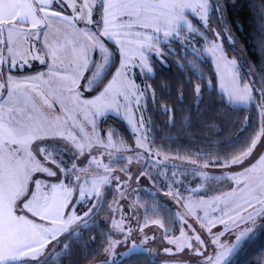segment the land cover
I'll return each mask as SVG.
<instances>
[{
  "label": "rangeland",
  "instance_id": "374dc122",
  "mask_svg": "<svg viewBox=\"0 0 264 264\" xmlns=\"http://www.w3.org/2000/svg\"><path fill=\"white\" fill-rule=\"evenodd\" d=\"M85 3L88 7H83ZM100 3L101 0H53L49 9L59 10L61 17H68L70 22L61 17H52L48 22L50 27L47 29V36L42 35L39 39L29 37L30 41L21 37L23 47L19 50L20 54L15 56L14 65L7 61L6 48L3 51L0 84L8 82L11 77L12 87L16 88L19 85L21 91L26 92L36 105L38 111L34 115L37 116V122H46L44 123L46 134L38 136L31 148L36 159L55 171L56 175L48 176L45 172L37 171L32 174V179H39L42 185L59 181L65 185L71 183L72 195L64 209V218L67 219L69 215L78 217L66 231L57 234L55 239L49 236L45 246L35 254L34 259L26 258L25 261L17 263H34L46 258L65 237L69 234L75 237L80 229L88 226L92 214L100 209L102 215L98 220L108 226L111 235L107 236L98 260L92 264H113L123 256L132 254H144L159 264H214L218 253L233 249L222 262L231 264L243 253L260 229L262 230L264 223L262 211L264 204L252 200L248 195L249 190L256 188L259 180L264 178V168L260 166V158L264 157V107L259 99L257 83L249 82L248 72H246L248 79L244 77L243 66L239 63L240 54H234L230 45L223 40L227 37L230 40L229 35L225 32L223 36L221 27L217 28L211 23L214 19L211 0H206L207 7L203 11L187 14L186 19L191 29L182 24L167 37L164 36L163 29L156 33L152 28L133 26L126 30L117 27L115 29L117 33L130 31L133 35L128 37L117 35L114 40L101 37L104 44L113 46V53H110L105 45L110 53L105 62L98 48L90 49L87 52L89 63L86 68L83 67L84 53L80 44L86 40L84 31L98 34L104 29L103 8ZM131 19L134 20V17ZM43 31L45 29L42 28L41 32ZM136 32L155 37L149 42L152 46L136 43L142 39L134 35ZM173 39L184 42L191 52L211 63L216 79V90L226 100L229 93L243 95V101L232 104L242 106L252 104L258 113L256 131L242 151L244 153L252 148L255 140V147L251 152L247 156H242V153L238 155L237 157H241L238 162H233L236 160L234 159L215 167L189 168V173L197 178L196 183L204 187L192 189L183 195L171 189L173 184L169 181L175 177L173 181L177 180L179 183L181 177V174L174 172L171 165L168 167L170 162H175L173 160L175 157L161 156V153L149 143L150 135L143 111L148 95L146 76L153 73L150 57L154 56L160 60L162 52L160 45H167ZM115 40H121L126 49L131 51L122 57ZM128 40L133 42L128 43ZM256 40L258 48L263 49L264 65V48L261 42L259 45V40ZM31 41L33 45L28 55L27 50L31 46ZM45 45L58 50V58L55 61ZM236 51L239 52L238 49ZM41 60L45 62L40 63ZM122 60L126 67L121 70V75L116 77L117 70L121 69ZM11 64L13 68L10 69ZM77 70L80 78L69 91L70 81L63 79V74ZM98 71L99 76L94 77ZM34 77H39V80H33ZM114 77L115 83L109 93L114 97V102L102 113L93 115L95 109L81 101L94 99ZM100 82L103 83L101 88L97 87ZM36 92L43 93L44 97L53 103V107L48 108L44 105L43 98L37 96ZM7 99L6 90L0 89V103ZM25 111L31 112L32 105L29 104ZM110 116L122 118L124 126L132 134L130 144L112 136V145L108 146V133L113 131L110 128L105 130L102 128L113 121ZM59 132H63L64 136L55 134ZM78 144L83 146L82 154L77 147ZM39 147L48 148L50 152L55 149L52 152L55 162L46 160L44 154L39 152ZM158 155L161 158H155ZM92 157H95V161H92ZM73 164L77 169H84L78 173L79 182L65 179V174L61 172V169L66 167L71 174ZM105 165H108L107 170ZM183 169L187 171L186 168H181ZM247 169L253 171L249 173ZM160 178L168 179L170 182L168 188L162 189L157 186ZM93 181L96 182L98 195L93 189ZM77 183L88 190L84 198L78 195ZM245 184L248 187H245ZM32 188L33 185L30 183L29 189ZM200 190L202 191L199 193ZM153 198L161 199L168 209H173L171 214L177 226L171 228L169 235H166L167 231L162 222L153 219L152 213L148 214L149 209L153 210V205L150 204ZM246 200H251L252 206H249ZM258 212L260 214H257ZM18 214H26L29 219L39 224L54 227L46 221L39 220L38 217H33L31 213ZM250 214L252 219H248ZM241 233H244V236L237 245L236 237ZM133 245L136 246L134 250Z\"/></svg>",
  "mask_w": 264,
  "mask_h": 264
},
{
  "label": "trees",
  "instance_id": "16d2710c",
  "mask_svg": "<svg viewBox=\"0 0 264 264\" xmlns=\"http://www.w3.org/2000/svg\"><path fill=\"white\" fill-rule=\"evenodd\" d=\"M211 3L214 18L211 23L217 28L221 27L223 36L225 32L229 35L230 40L228 37L223 40L230 45L234 54H240L243 75L247 78L248 72L249 82L257 83L259 99L264 107L263 49L258 48L256 40L264 48V0H211ZM106 46L113 53V46ZM160 47L161 59L150 57L153 73L146 76L148 95L143 111L150 135L149 143L161 156L175 157V162H170L168 167L171 165L181 177L179 183L173 181L175 177L169 181L173 184L171 189L183 195L192 189L204 187L196 183L197 178L189 173V168L224 165L245 150L258 126V113L252 104L242 106L229 103L216 90L211 63L191 52L184 42L173 39ZM101 84L97 87L101 88ZM110 118L113 121L102 129L110 128L116 139L130 144L132 134L124 126L122 118ZM169 181L160 178L157 186L168 188ZM150 204L153 210L149 209L148 214L152 213L153 219H159L167 231L166 235H169L171 228L177 226L171 214L173 209H168L159 198H153ZM99 210L92 214L88 226L80 229L75 237L70 234L65 237L46 258L34 263L17 264L96 262L107 236L111 235L108 226L98 220L102 215ZM113 264L159 263L144 254H132L123 256ZM231 264H264V223L262 230Z\"/></svg>",
  "mask_w": 264,
  "mask_h": 264
},
{
  "label": "snow or ice",
  "instance_id": "6c2138e0",
  "mask_svg": "<svg viewBox=\"0 0 264 264\" xmlns=\"http://www.w3.org/2000/svg\"><path fill=\"white\" fill-rule=\"evenodd\" d=\"M52 2L53 0H0V45L6 46L8 58L12 60L13 65L16 62L15 56L20 54L19 50L23 47L20 38L24 37L27 40L29 37L39 39L42 35L47 36V29L50 27L48 22L52 17H61L60 12L49 11ZM83 7H88L87 3ZM101 7L104 16L103 31L97 34L85 30L83 35L86 40L80 44V48L84 53L85 62L83 67L85 68L89 63L87 52L90 49L98 48L102 60L107 61L110 53L105 48L101 37L114 40L117 35L122 37L133 35L130 31L117 33L115 31L117 27L127 30L133 26H139L152 28L156 33L163 29L164 36L167 37L169 33L182 24L191 29V25L186 19L187 14L203 11L207 5L206 0H101ZM81 12H83V8H81ZM133 17L134 20L131 19ZM61 18L69 21L68 17ZM42 28L45 31H39ZM134 35L142 37L136 43L148 47L152 46L149 42L155 38L140 32H136ZM127 42L132 43L133 41L128 40ZM115 43L119 46L122 57L131 51L126 49L121 40H115ZM45 46L53 61H55L58 58V50ZM2 59L3 57L0 55V60ZM141 62L143 63L142 54ZM41 63H44V61L41 60ZM125 67L126 64L122 60L121 69L117 70L115 76L119 77L121 70ZM98 76L99 71L94 74V77ZM79 78L80 73L78 70L70 74H63V79L70 81L69 91ZM32 79L39 80V77ZM12 83L13 81L9 77L8 82L0 84V89L6 90L8 96L7 100L0 103V264H17V262L25 261L26 258L34 259L35 254L45 246L49 236L55 239L57 234L66 231L68 226L78 219L75 215H69L67 219L64 218V209L69 202V197L72 195L71 183L65 185L62 181H59L42 185L39 179H32V174L37 171L45 172L48 176L56 175L55 171L42 165L36 159L31 148L33 141L38 136L46 134L44 127L46 122H37V116L34 115L38 111L36 105L26 92L21 91L19 85L13 88ZM113 83H115V77L94 99L83 100L81 103L95 109L93 115L102 113L103 110L110 108L114 102V97L109 95ZM36 95L43 98V104L48 108L53 107V103H50L43 93L36 92ZM21 97L23 98L21 99ZM228 97L229 103L244 100L243 95L237 93H229ZM29 104L32 105V111L26 112L25 109ZM92 123L93 132H95V121ZM55 134L64 136L63 132ZM113 135L114 133H108V146L112 145L111 138ZM255 143L254 140L252 148L255 147ZM77 147L82 154L83 146L78 144ZM252 148L241 155L247 156ZM54 151L55 149L50 152L48 148L39 147V152L44 154L45 159L52 162H55L52 155ZM240 159L241 157H237L233 162H238ZM92 161H95V157H92ZM57 166L59 167V165ZM260 166L264 168V157L260 158ZM104 167L107 170L108 165ZM80 171H84V169H77L75 164H73L71 174H69L66 167L61 169V172L65 174V179L76 182L80 181L78 174ZM246 171L251 173L253 169H247ZM30 183L33 185L32 190L29 189ZM245 187H248L247 184H245ZM42 188L44 191H42ZM76 188L79 197L84 198L88 190L79 183L76 184ZM93 189L96 190L95 194L98 195L95 181H93ZM248 195L251 196L252 200L264 204V178L259 180L256 188L249 190ZM245 202L252 206L251 200ZM18 212L31 213L33 217H38L39 220L46 221L54 227H46L29 219L26 214H18ZM248 219H252L251 214ZM243 236L244 233H241L240 236L236 237L237 245H239ZM135 247L133 245V250ZM232 250L226 249L218 253L214 264H222ZM211 259L209 258V260Z\"/></svg>",
  "mask_w": 264,
  "mask_h": 264
},
{
  "label": "crops",
  "instance_id": "0c3cea01",
  "mask_svg": "<svg viewBox=\"0 0 264 264\" xmlns=\"http://www.w3.org/2000/svg\"><path fill=\"white\" fill-rule=\"evenodd\" d=\"M100 5H101V3H100ZM49 11H58V12H60L59 10H55V8H51V9H49ZM65 11H67V10H65ZM64 11V12H65ZM40 31H41V29H39ZM34 31H37V30H34ZM30 38H28V40H29ZM30 41V40H29ZM32 45H33V42L31 41V46H30V48L27 50V54L28 55H30V51H31V48H32ZM5 48H6V46L5 45H0V49L2 50V54H0V55H3V51L5 50ZM7 61H9V62H11L12 63V60L11 59H7ZM33 61H34V59H33ZM40 63H41V61H39ZM45 62V61H44ZM0 64L2 65L3 64V60H2V62H1V60H0ZM2 68L3 67H0V69H1V71H2ZM11 68H13L12 67V64H11V66H10V69Z\"/></svg>",
  "mask_w": 264,
  "mask_h": 264
}]
</instances>
